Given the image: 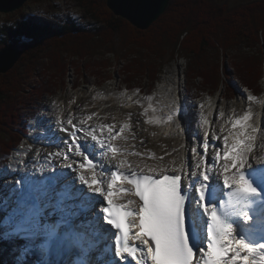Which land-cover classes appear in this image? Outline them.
Instances as JSON below:
<instances>
[{
	"label": "snow or ice",
	"instance_id": "obj_1",
	"mask_svg": "<svg viewBox=\"0 0 264 264\" xmlns=\"http://www.w3.org/2000/svg\"><path fill=\"white\" fill-rule=\"evenodd\" d=\"M245 95L249 100L256 99ZM174 115L175 112L169 114L167 120L172 121ZM93 116L76 123L69 117L67 125L71 130L65 127L64 131L69 132L71 142L61 140L67 150L53 153L62 157L63 167L79 173L78 180L87 190L77 187L63 172L54 178V184L60 182L59 191L52 190L57 197L54 204L47 188L35 194L34 202H29L22 191L12 189V195L17 196V208L27 211L4 233V240L10 241L13 236L29 231L26 224L33 230L31 236L37 233L44 236L38 245L13 248V252H19L14 257L15 264H23L34 248L46 254L52 247V238L64 241L70 249L68 237L74 229L86 230L89 245L75 252L76 260L68 255L59 264H97L99 261L119 264L129 260L135 264H264V242H261L264 241V195L251 178L260 172L259 179L264 183V157L255 162L259 168H254L250 156L258 129L248 123L251 107L232 122L227 135L213 136L211 142L209 121L203 119L200 151L190 148L195 153L194 163L188 166L194 169L191 172L183 163L177 167L175 162L169 166L162 160L156 165L142 159L129 160V157L142 156L130 150L128 141L135 139L131 125L89 123ZM81 140L85 141L83 148L78 142ZM97 152L107 158L106 163L114 166L115 172L103 164H93ZM86 153L92 154L93 160ZM72 157L84 158L87 165L77 166ZM8 168L11 171V166ZM221 182L229 189L226 199H221L225 195ZM117 195L119 200L115 198ZM104 200L107 206H103ZM49 207L67 213L69 218H61L55 225L41 224L40 215ZM82 214V221L72 223V218ZM102 221L112 228H105ZM250 234L252 239L247 238ZM134 242H139L138 246ZM97 251L99 255L93 257L91 254ZM34 264H49L47 256L43 262L36 260Z\"/></svg>",
	"mask_w": 264,
	"mask_h": 264
},
{
	"label": "rangeland",
	"instance_id": "obj_2",
	"mask_svg": "<svg viewBox=\"0 0 264 264\" xmlns=\"http://www.w3.org/2000/svg\"><path fill=\"white\" fill-rule=\"evenodd\" d=\"M220 1H227L231 5H236L251 0ZM20 11L23 12L25 16L37 14L52 17L70 14L77 19H81L82 17V8L73 0H29ZM16 12L17 11L8 14L0 12V25L8 21L10 15L13 18ZM17 43L23 48L21 42ZM263 50L264 48L262 45L251 48L242 46L241 48L232 50L227 54L212 53L209 55L208 59L213 64L209 65L207 62V67L216 66L217 64L221 65V63L224 62V69L228 71H226L225 73L227 74L223 76L220 90L215 93H212V89L214 88H210V91L207 89V83L203 77H197L195 73L190 72L189 60L186 58L175 57L173 59L166 58L161 61H144L148 66L153 62L150 66L152 69L158 68L163 61L162 72L159 74L158 82H155L156 84L152 82L151 78L142 74L143 72H147L145 66L137 67L136 70L131 71L134 68L131 65L132 62L129 61L132 57H135V55L128 56V53L125 52H121L116 56L114 53L98 51V56L94 57H73L69 56L68 53L66 55L65 52H61L58 59L60 61L58 62L56 60L51 62L50 60L52 59L50 58L52 57L43 58L35 64V68L30 74L28 73V75L25 74L22 76V82L19 85V89L21 90L19 95L23 98L22 102H24V106L22 110L19 109L20 107L17 108L19 112L17 111L18 113L14 115V118H18V115L21 114L25 123L19 126L17 123H13L11 129L14 131H11L14 132L15 136L13 135L5 140V142H11L10 139L13 138L14 142L18 141L19 146L10 149V154L6 153L4 150H0V195L4 194L3 189L6 187L4 185L8 184L9 186H12L16 181L17 173H14L18 170H13L14 166H17V168H21L24 171L28 169L30 163L28 164V157L23 156L25 151H27L28 154L33 155L34 159L37 156V153H35V147L39 148L38 152H47V146L46 143H44V139L48 136V127L44 125V118L48 113H55V108L58 106H60V109H58L60 112L61 107L70 108L72 106L71 104H73L75 105L74 110L78 109V112H82V110L91 111L96 107L97 102L104 101L105 103L103 102L102 107L108 105L115 113H124L122 112L125 111L124 107L133 108L134 110L130 111V113L133 112L132 114H138L140 120L143 121L142 124H144V121L147 119L143 117L145 114V110H143L144 101L147 99H158L163 102L169 99L173 103H171L173 106L170 109H174L177 104L175 103L174 105V102L179 101V98L185 99L184 96L186 95V99L188 100L185 101V107H187V112H190L189 115L191 117L189 118L190 121H186L185 123L182 121V123L187 126L185 129L188 132L192 131L189 140L190 142H195L197 144V150L200 149V139L203 136V129H201L199 125H201L203 119H205L198 113L199 111L207 113L206 115H210L212 120L214 117H218V114L221 112L223 114L231 112V114L234 115L238 111L246 113L249 107H251L252 116L250 120L251 122L253 121V127L258 129L256 136L259 140H264ZM246 55L249 57V60L254 59L253 57L256 56L262 58V60L257 61L255 70L246 67V70H249L248 73L245 72L246 60H241V57ZM149 59H151L150 56ZM217 60H222V62H217ZM19 62L20 60L7 72H0V74L8 73L15 68ZM99 64H102V67H105V65L107 66L108 64L112 66H108L106 70H104V68L101 70L94 67ZM220 69L221 67L218 69V72ZM236 73H245L248 75L246 78H249L253 82V88L243 86L242 78H238V74L236 75ZM179 91L180 94H178ZM92 92L93 95H91ZM245 94L255 96L256 99L249 100L246 98ZM107 99H109V101L114 99V101L108 103L106 102ZM133 99H135V101L131 102ZM197 102H199V107L196 105ZM49 103H52L54 107L48 109L47 104ZM164 108L166 107L162 106V109ZM168 111L169 109H166L165 112ZM98 112H100V110H98ZM185 112H183V109L179 110V114L174 115L170 127H174L176 125V120H180L179 118L186 115ZM196 112L198 113L197 117L194 116ZM87 114L88 113H79L78 115H81L83 119ZM122 115L128 116L127 113ZM115 117L117 118V116ZM129 117L133 119V121L136 120L134 115H129ZM30 122L33 123L30 124ZM188 125L191 126L189 127ZM176 136L181 137L178 133ZM2 145L3 143L0 144V146ZM190 148H185V153L186 155L192 156V154L195 153H191ZM257 149L259 150L260 148ZM258 150H253L254 159ZM209 152L211 153V148ZM164 157L165 155H162L159 160L164 161ZM14 163L17 164L15 165ZM8 166H11V171H9ZM33 166L35 165L33 164ZM7 190L11 191L9 187ZM13 221L12 218L5 217L3 219V222H8L7 230H10ZM20 234L22 235V233ZM0 264L5 263L0 260Z\"/></svg>",
	"mask_w": 264,
	"mask_h": 264
},
{
	"label": "trees",
	"instance_id": "obj_3",
	"mask_svg": "<svg viewBox=\"0 0 264 264\" xmlns=\"http://www.w3.org/2000/svg\"><path fill=\"white\" fill-rule=\"evenodd\" d=\"M73 1L82 8L81 19L70 14L25 16L19 10L13 18L10 15L9 20L0 25V50L9 42H21L24 48L23 57L15 68L0 74V144L3 143L0 150L6 153L19 146L13 138L11 142H5L15 136L11 125L25 123L21 114L14 118L19 112L17 108L22 110L24 106L23 98L19 95L22 76L30 74L35 64L45 57H52L51 62H58L61 52L73 57H94L98 56V51L116 56L125 52L128 56L135 55L129 61L134 68L131 71L145 66L147 72L142 74L151 78L153 83L158 82L163 61L153 69L150 67L153 62L148 66L144 61L186 58L190 72L203 77L207 89L210 91V88H214L212 93H215L220 90L227 70L222 60H217L222 62L221 65L207 67V62L213 64L208 59L209 55L227 54L242 46L251 48L262 45L264 48V0L236 5L220 0H172L166 12L147 30H140L126 19L116 16L106 0ZM253 58L249 60L247 55L241 57V60H246L245 70L246 67L255 70L257 61L262 60L258 56ZM108 66L110 64L94 67L106 70ZM236 75L242 78L243 86L253 88V82L246 78L248 75Z\"/></svg>",
	"mask_w": 264,
	"mask_h": 264
},
{
	"label": "bare ground",
	"instance_id": "obj_4",
	"mask_svg": "<svg viewBox=\"0 0 264 264\" xmlns=\"http://www.w3.org/2000/svg\"><path fill=\"white\" fill-rule=\"evenodd\" d=\"M178 94H180V91L178 92ZM93 95V92L92 94ZM185 99L180 98V100L182 101V107H183V112H185L186 110V115H183L182 118H179L180 120H176V124L175 125L177 127L178 130H176L174 127H170L171 126V121L167 120V116L169 114L173 113V109H170L173 105L171 100H166V101H159L158 99H147L146 101L143 102L144 105V109L145 110V114L143 117L147 118L144 121L140 120V116L138 114H132L130 113V111H133V108H125L124 112L125 114L127 113L128 116L126 115H122L124 113H115L113 112L112 108H109V106H105L102 107V104L104 101H99L96 104V107H94L91 111H86V110H82V112H78V109H75V105H72L70 108L68 107H61L60 112L58 111V109H60V106L55 108V113H48V115L44 118V125H46L48 127V136L45 137L44 139V143H46L47 146V152H38L39 148L35 147V153H37L36 158L34 159L33 155L28 154L27 151H25L23 153V156L28 157V164L30 163V165H28V169L27 170H22L21 168H17V166H14L13 170H18L17 172H15L14 174L17 173L16 176V181L13 183L15 185L12 184V186L4 185L6 186L3 191L4 194L0 195V204L3 205V207H6L8 205V203H5L4 197L6 195V197L8 198L9 196V192L7 190V188L9 187L11 189L15 188L17 189L18 192L22 191L29 199V201L31 200V194L34 190H36V188H41L40 185L34 184L32 186L27 185V187L25 186V184L27 183V180H29V182L34 183L32 179L36 178L37 176L40 177V175H42L43 173L47 174V173H52V172H57V177H60V173L63 172L65 174V176L69 177L72 179V182L74 181V179H76V181L79 182L78 180V175L79 173L74 171L73 169H69L66 167H63V159L62 157H58L53 155V153L64 150L66 151L67 149L64 148V146L60 143L61 140H65V141H69V132L68 131H64V128L67 127L69 128V130H71L70 126L67 125V119L69 117L73 118V122L76 123L77 121L82 119L81 115H78L79 113H88L86 116H84L83 119L87 118L88 116H93V114H95L93 116V119L91 121H89V123H93V124H99V123H104V124H112L116 127H120L125 123H128L131 125L132 131L135 133V139H129L128 143L129 145H131L132 147L130 148L131 151H138L140 153H142L141 157H129V160H143L145 163L150 164V165H156L160 162V158L162 155H165V159H164V164L165 165H172L173 162H175V166H179L181 163H187L190 162V164H192V159L189 158V156H187L185 154V148H190V144L191 142L186 139L185 142V135L189 136L191 135V132H188L185 128L187 127L185 124L182 123V121L185 123L186 121H190V112H187V107H185V101H187L188 99H186V95L184 96ZM118 100V99H117ZM81 101V100H80ZM113 100L107 99L106 102H113ZM135 99H133L131 102H134ZM178 102V101H176ZM190 102V101H188ZM105 103V102H104ZM172 103V104H171ZM171 104V105H168ZM175 104V102H174ZM196 105L199 107V102L196 103ZM48 109L50 107H54V105L52 103L47 104ZM162 106H165L166 108L162 109ZM256 107V106H255ZM92 108V107H89ZM88 109V108H87ZM166 109H169L168 112H165ZM255 109V108H254ZM74 110V111H73ZM98 110H100V112H98ZM198 110V109H197ZM254 111V110H253ZM257 111V110H255ZM73 112V113H72ZM202 117H204L205 119H207L209 121V125H208V138L211 142V139L213 136H217V137H223L224 135H227V130L231 128V124L232 122L237 119L240 118L241 116H243L245 113H243L242 111H238L236 114L232 115L231 112H226L223 115L218 114V117H214V119L211 120V116L210 115H206L207 113H203L201 111L198 112ZM198 113L196 112L194 114L195 117L198 116ZM192 114V113H191ZM256 114V113H255ZM129 115H134V117H136V120L133 121V119H131L129 117ZM117 116V118L115 117ZM206 116V117H205ZM264 116V114H263ZM182 119V120H181ZM152 121V122H149ZM190 123V122H189ZM248 123L252 124L253 126V121L251 122V120L248 121ZM189 126V125H188ZM191 126V125H190ZM189 126V127H190ZM193 126V123H192ZM195 126V125H194ZM199 127L201 129H203L204 132V125L203 123H201V125H199ZM239 127V126H238ZM174 128V129H173ZM171 129V130H170ZM173 129V130H172ZM213 130V132H212ZM178 131L180 132L181 138L177 137V133ZM212 132V133H211ZM203 134V133H202ZM187 138V137H186ZM71 142V141H69ZM81 144V147L83 148V145L85 143V141L81 140L78 141ZM195 143V142H194ZM217 143H222V141H217ZM195 147L197 150V144L195 143ZM201 148V146H200ZM257 148H260L259 150ZM256 149L258 150L257 155L253 156V151L252 154L250 156V160L253 162V165H255L256 161L261 159L262 157H264V140H259V138L256 136V141H255V146L253 148V150ZM200 151V149H199ZM210 153V152H209ZM97 156L100 159V164H103L105 168H110L111 171L113 170V168H115L112 165H108L106 163L107 158L106 157H101L100 153L97 152L96 153ZM153 154L155 156V158L153 157ZM211 154V153H210ZM159 158V159H157ZM72 159L76 160V165L78 166L79 163H85L84 162V158L82 157H72ZM32 162V163H31ZM15 165L17 163H14ZM33 164L35 166H33ZM100 168H97V171H99ZM193 168H190V172L193 171ZM108 174V173H106ZM41 179V177H40ZM61 181L63 178H60ZM11 182V181H10ZM25 182V183H24ZM23 183V185H22ZM74 184V183H73ZM22 185V186H21ZM21 186V187H20ZM28 187L30 189H28ZM60 188V182H57L54 184V182L49 183L48 188L49 191L51 192L53 190V188ZM34 188V189H33ZM33 190V191H32ZM1 191V190H0ZM1 194V192H0ZM94 196H96V194H94ZM17 199V196H13L11 201H14ZM45 200H47V198H44ZM51 211L52 207H49ZM1 211V209H0ZM39 212V211H37ZM1 216L5 217L8 216V214H4L1 211ZM48 215L44 216L41 215L40 216V220H41V224H44L46 221H48L46 218ZM56 218L55 216L51 217V219ZM57 220V219H56ZM2 223V221H0ZM0 223V225H1ZM56 221L52 220L51 221V225H55ZM50 224V223H49ZM64 227L62 226L60 230H63ZM30 230L31 227H30ZM33 231V230H32ZM39 239L41 240H37V242H35L33 245H38L40 243L43 242L44 240V236L43 235H38L37 236ZM69 237L72 238L70 240V249L67 248L65 252H63V257L62 259H60L59 261L57 260V264H59L60 261L67 259L68 255H71L73 260L77 259V256L75 255V252L78 250H83L86 249L88 247L87 245H81L79 246L80 248L78 249V244L75 242V239L72 237V235L69 234ZM86 242V241H85ZM264 242V241H261ZM84 242L80 243L83 244ZM1 245H0V257L3 254L2 250H1ZM37 251H40L38 248H36ZM12 251V250H11ZM41 254H43V252H41ZM92 255V254H91ZM97 256L96 253L93 254V257ZM9 258L4 257L1 258V260L6 264H13L15 262L14 261H9ZM8 260V261H6Z\"/></svg>",
	"mask_w": 264,
	"mask_h": 264
},
{
	"label": "water",
	"instance_id": "obj_5",
	"mask_svg": "<svg viewBox=\"0 0 264 264\" xmlns=\"http://www.w3.org/2000/svg\"><path fill=\"white\" fill-rule=\"evenodd\" d=\"M29 0H0V12L20 10ZM172 0H106L110 10L141 30L148 29L167 10ZM24 49L9 42L0 50V72L5 73L22 58Z\"/></svg>",
	"mask_w": 264,
	"mask_h": 264
}]
</instances>
